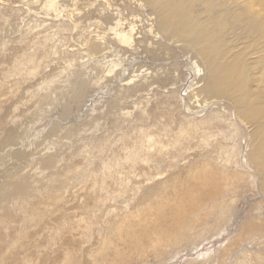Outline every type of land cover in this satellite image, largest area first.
Returning a JSON list of instances; mask_svg holds the SVG:
<instances>
[{
  "label": "rangeland",
  "instance_id": "rangeland-1",
  "mask_svg": "<svg viewBox=\"0 0 264 264\" xmlns=\"http://www.w3.org/2000/svg\"><path fill=\"white\" fill-rule=\"evenodd\" d=\"M87 1L0 0V264H264V0H190L234 74L197 110L194 51L138 61L146 12Z\"/></svg>",
  "mask_w": 264,
  "mask_h": 264
},
{
  "label": "bare ground",
  "instance_id": "bare-ground-1",
  "mask_svg": "<svg viewBox=\"0 0 264 264\" xmlns=\"http://www.w3.org/2000/svg\"><path fill=\"white\" fill-rule=\"evenodd\" d=\"M91 1H92V5H96V6H99L102 8L103 11L101 13H103V15H102L103 17L105 15V13H107V14L111 15L112 18L113 17H116V18L120 17V20H121V18L124 19V17L120 16L121 14L119 13V11L117 12L116 9H114L112 7L110 8V7H108V5H106V0H91ZM130 2H132L133 7L141 9L142 11L146 12L145 21H144L145 22V28L143 30H139V28L141 27L140 26L141 23H140L139 27L137 26L138 28H136V30H133L131 27L130 29H132V31H130V32L128 31V33H130L129 40L131 39L134 42V45L131 47V49L134 50L135 53H137L136 58H135L136 60L143 61L144 59L142 60V58L147 57V55L145 56L141 52L140 53L138 52V49H143V50H147V51H152L153 53L162 54V56L165 58V59L162 58L163 59L162 62H164L166 64L168 63V65H169V60H171V59L168 57V52H167L168 48L171 50L182 51L183 54H184V52H183L184 48H186L185 51L190 49L188 52L194 51L197 54L198 58L201 60L203 68L200 70H201V72L203 70L205 72V74L203 76H201V73L199 75L196 74V76L194 77V83L192 85L193 89L195 90V95H194V98L191 99V103H192V106L194 107L195 110L200 108L202 105L206 104L208 102L207 100L212 101L209 98H203L202 96H198L199 95L198 92H200L201 88H213L214 86L219 84L221 81H224L226 78H228V79L234 78L233 70H231L229 72V69H228L229 67H231V65H229L227 67L222 66L218 63V61L216 59L219 56V53L215 49L217 42L220 40L219 39V37H220L219 32L217 30H214L215 26L212 23H208L205 27L200 28L199 23L196 20H194L195 16L189 12V8L193 5L192 1H190V0H132ZM104 4L106 6H103ZM147 7H150V8H147ZM44 8H46V7H44ZM92 9H93V6H92ZM51 11L53 12V10H51ZM76 12L79 13L80 11L79 12L76 11ZM94 14H96V11ZM134 17H131V18H133V21L135 20ZM94 19H96V18L94 17ZM84 21H85V19H84ZM115 22L112 26L107 27V30L105 33L106 34L109 33L111 37L115 36L117 47H120V46L125 45V44H128L129 46H131L129 44V41L126 38V35L118 33V27H121L122 23L120 24V22H117V23H115ZM93 23H95V22H93ZM143 24H141V25H143ZM97 26H95V27H97ZM119 29H121V28H119ZM91 31H92V29H91ZM142 31L143 32L145 31L146 33L145 32L144 33L146 35H144V33ZM91 33H93V32H91ZM97 33H98V30H97ZM124 33H126V31ZM90 35L91 34L89 33V36ZM98 36L99 35H97V37ZM100 36H102L101 33H100ZM94 38H96V37H94ZM103 39L105 40V38H103ZM103 39H101V40H103ZM93 40H97V39H93ZM109 41L110 40H108V42ZM96 42L98 43V40ZM90 44H91V46H90ZM90 44L87 47V49L85 50L86 52L84 53V55H81V57L83 56V58H84L83 60L86 59V60L90 61L94 57H100L102 59H105L106 57H109L111 55V50H110L109 46H107L106 44L102 43V44L98 45L99 43L96 44V43H94V41H92ZM110 44L113 45V43H110ZM73 47H75V46H73ZM124 48H126V47H124ZM79 50H80V48H79ZM120 50H121V48H120ZM188 52L185 53L186 56L191 57ZM156 55H158V54H156ZM122 56H124V55H122ZM110 59H111V57H110ZM149 59H150V57H149ZM191 59H192V57H191ZM128 60H130V59L128 58ZM192 62L196 63L194 60H192L191 63ZM136 64H138V62ZM119 65H120V63H119ZM192 67H191V69H192ZM148 68L147 69H143L142 67L133 68L132 69L133 71L131 70L133 75L132 74L131 75H132V77H137V78L139 77L140 79L150 78V77H152V74L150 72L151 70L147 71V70H149ZM81 69H83V68H81ZM222 71H223V73H221ZM128 73L129 72H127V71L126 72L121 71L117 74V76L121 77V75H122V76H124V79H126V78H128V77H126V75H128ZM153 73H154V71H153ZM155 73H156V71H155ZM114 74H115V72H114ZM153 75H155V74H153ZM79 79L80 78H77V80H76V78H75L76 84H78L77 82L79 81ZM129 79H127V80H129ZM127 80L122 82L119 86L127 84L128 83ZM149 80H151V79H149ZM63 82H65V81H63ZM152 82H154V81H152ZM62 83H60V84H62ZM147 83H149V82L147 81ZM154 83H156V82H154ZM151 85H152V83H151ZM139 94H141V93H139ZM139 97H140V95H139ZM248 128H250V127L248 126ZM21 144H22V142L18 141L16 143H14L13 146L19 147ZM45 153H46V149H43L42 147L38 146L36 148V150L33 151L31 154L43 155Z\"/></svg>",
  "mask_w": 264,
  "mask_h": 264
}]
</instances>
